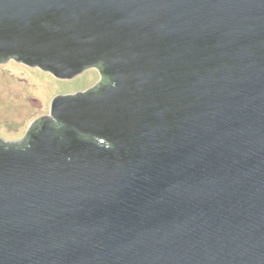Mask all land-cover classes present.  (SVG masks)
Returning a JSON list of instances; mask_svg holds the SVG:
<instances>
[{
  "label": "water",
  "instance_id": "1",
  "mask_svg": "<svg viewBox=\"0 0 264 264\" xmlns=\"http://www.w3.org/2000/svg\"><path fill=\"white\" fill-rule=\"evenodd\" d=\"M0 55L103 79L0 138V264H264V0H0Z\"/></svg>",
  "mask_w": 264,
  "mask_h": 264
},
{
  "label": "rangeland",
  "instance_id": "2",
  "mask_svg": "<svg viewBox=\"0 0 264 264\" xmlns=\"http://www.w3.org/2000/svg\"><path fill=\"white\" fill-rule=\"evenodd\" d=\"M100 78L96 67L83 68L69 78H58L37 65L6 60L0 65V138L16 140L28 124L49 115L50 100L93 86Z\"/></svg>",
  "mask_w": 264,
  "mask_h": 264
},
{
  "label": "flooded vegetation",
  "instance_id": "3",
  "mask_svg": "<svg viewBox=\"0 0 264 264\" xmlns=\"http://www.w3.org/2000/svg\"><path fill=\"white\" fill-rule=\"evenodd\" d=\"M6 59H7V60H16V61H18L17 59H15V58L12 57V56H8ZM6 59H2V55H0V65H2V61L6 60ZM95 67L98 69L97 66H95ZM98 70H99V69H98ZM100 81H103L101 74H100V78H99V81H98V82H100ZM98 82H97V83H98ZM34 128H35V126H34Z\"/></svg>",
  "mask_w": 264,
  "mask_h": 264
}]
</instances>
